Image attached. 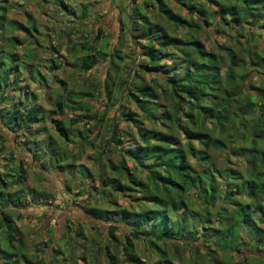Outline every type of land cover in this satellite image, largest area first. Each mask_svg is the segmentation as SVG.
Here are the masks:
<instances>
[{
    "label": "trees",
    "instance_id": "1",
    "mask_svg": "<svg viewBox=\"0 0 264 264\" xmlns=\"http://www.w3.org/2000/svg\"><path fill=\"white\" fill-rule=\"evenodd\" d=\"M15 1L0 0V44L6 40L7 46H13L11 53L0 48V124L8 132L23 137V149L29 152V139L33 140L30 143L34 148H39L43 139L38 137L42 129L34 131L32 126H38L46 112L51 117L72 104L84 111L81 116L88 121H93L95 115L89 114L88 103L76 102V98L84 95L91 97V92L71 93L64 101L65 89L53 91L50 110L43 111L35 103L36 92L28 90L29 84L20 85L24 82L23 75L25 81L41 90L43 98L53 74L44 75L40 69L37 78L27 77L33 64L42 66L36 60L37 42L29 26L36 34L39 31L28 14L26 25L6 18ZM53 1L67 8L62 0ZM167 1L131 0L134 6L129 20L130 35L135 39L133 44L140 46L139 55L143 58L130 75L119 79L113 58L120 56L114 49L101 89L112 107H115V102L111 103L112 94H118L120 104L116 107L118 115L108 118L104 148L94 157L98 167L93 181L101 186L98 195L110 205L114 203V194L129 189L136 192L135 209L102 210L85 203L84 209L93 219L105 221L107 215H113L117 221L108 225L102 245H96L103 252L104 262H99L95 254L90 260L84 256L77 258L82 264H264V80L259 79V85L246 83L250 73L264 70V50L253 44L250 27L257 24L264 29V0H171L183 14L174 11ZM36 2L42 7L45 4ZM66 12L75 14L73 9ZM14 27L27 39L12 34L4 36ZM210 30L224 37L233 32L235 37L231 38V44L216 42L207 48L204 40ZM100 32L98 29L91 42L76 43L69 37V31L66 33V50H81L78 69L84 72L94 68L96 56H102L97 49ZM16 48L32 51L27 63H23ZM54 48L53 45L52 51L56 52ZM48 62L51 72L57 66L52 59ZM93 91L100 90L93 87ZM122 102L132 104L134 109L129 111ZM75 118L70 119L71 125L78 122ZM52 120L58 134L72 143L71 125H65L61 119ZM97 121L103 122L104 117H98ZM121 122H126L125 129L119 128ZM130 126L137 132L135 143L130 142L134 136ZM85 141L84 144H90L87 138ZM111 151L117 154V159L112 161L108 155L103 159ZM54 154L60 156L58 151L48 148V155ZM12 157V153L7 157L10 164L14 162ZM60 157L67 156L63 153ZM230 157L241 163L240 169L232 165ZM215 159L220 160V165L215 164ZM57 166L62 172V166ZM4 167L0 172L2 187L18 186L25 178L21 170L14 177L11 169ZM77 172L78 182L83 184L89 172L81 164ZM29 191L36 194V199L44 194L33 188ZM4 204L13 208L29 206L18 200L13 202L9 196ZM118 223L129 228L121 239L114 235ZM0 229L17 253L12 220L1 206ZM141 240L154 252L153 259L136 254L135 244ZM167 242L186 247L192 253L191 259L184 261L175 247L166 246ZM113 243L120 255L110 252ZM75 247L72 243L67 252V259L74 264L76 261L70 254ZM0 253L4 255L0 256L2 261L11 256L1 250ZM10 258L6 264H18ZM21 258L23 264H45L40 259L31 260L23 255Z\"/></svg>",
    "mask_w": 264,
    "mask_h": 264
},
{
    "label": "rangeland",
    "instance_id": "2",
    "mask_svg": "<svg viewBox=\"0 0 264 264\" xmlns=\"http://www.w3.org/2000/svg\"><path fill=\"white\" fill-rule=\"evenodd\" d=\"M25 1H15L12 9L6 14V18L26 25V15L28 14L34 21L35 28L39 31L36 34L35 30L29 26L30 33L37 42L35 48L38 49L36 52L38 57L36 60L42 66L38 67L36 64H33L28 69L30 74H27V77L33 76L37 78L38 70L40 71L41 69V73L48 76L53 74L54 78L52 75L51 83L48 84L51 86L50 88L48 86L47 88L45 87V96L43 98L41 90L34 84H30L28 80L25 81L23 75L24 82L20 85H24L25 82L29 84L28 90L36 92L37 98L35 99V103L39 104L43 111L50 110L51 95L57 90H62V88L65 89V93L63 94L64 101L66 100V96L71 93L84 94L86 91L91 92V97L84 95V98L79 100L76 98V102L79 103L80 101V104L88 103L90 106L89 114L95 115V119L88 121V119L81 116L84 114V111L77 110L72 104L71 107H64L61 112L51 114V117L46 112L43 121L38 126H32V130L34 131L42 129V135L40 133L38 137L43 139H40L38 143L39 148H34L30 143L33 140L29 139V152L23 149V137L8 132L0 124V144L3 147V153L0 154V172L6 166L11 169L10 173L14 177L18 175L19 170L25 176L18 186L9 185L8 188H5L0 185V206L4 212L7 211L12 220L13 228L15 229V241L13 244L18 249L15 251L17 253L13 252L14 248L10 247L11 245L7 243L5 233L0 229V250L11 255L12 260L18 264H23L22 255L31 260H43L45 264L51 261L54 264H74L71 260L67 259L69 246L73 243L76 247L71 252L70 257L75 259L76 264H82V261L77 257L84 256L85 259L90 260L94 254L98 255V261L102 263L105 260L102 255L103 252L97 250L96 245H102L101 241H105L106 239L105 232L108 225L117 220H113L115 216L107 215L106 217L104 213L102 215L106 217L105 221L93 219L84 209L85 203L88 202V206L98 207L102 210L105 208H107L106 210L135 209L134 198L137 196L136 192L130 189L125 190L122 193L114 194V203L110 205L105 198L98 195L101 186H98L96 181H93V179H96L98 167L94 157L104 148L107 135L106 126L109 122L108 118L113 114L117 116L119 113V110L116 108L120 104L118 94L111 95V103L115 102V107H112V104H109V101L106 100L101 90L107 68L110 66V53L115 49L120 56V59L113 58L115 64L118 66L119 79L126 78L128 74L130 75L143 58V56L139 55L141 51L140 46L136 47L133 44L135 39L131 37L129 29V20L132 17L134 4H132L131 0H62L67 5V8L63 9L54 4L53 0H46L47 2L39 0L45 3L43 7L38 6L37 0ZM136 1L142 2L143 0ZM167 5L174 11H180L183 14L179 6L176 7L171 0L167 1ZM71 9L75 13L74 16L66 12V10ZM151 12H154L153 8L149 9V13ZM262 23L264 24V20ZM250 27L254 38L253 44L257 45L259 50H264V29L258 27L257 24ZM98 29L101 32L98 34L97 49L101 51L102 56H96L94 68L84 72L78 69L79 59L83 55L81 50L79 48L73 51L66 50V33L69 31V37L75 43L83 40L91 42ZM9 34L23 40L27 39V36L15 27L4 36L7 37ZM208 34V37L204 40L207 48L216 42L223 44L228 41L231 44V38L235 37L233 32L228 33V35L225 34V37L211 30ZM241 34L244 35V32L241 31ZM176 36H178L177 33ZM57 42L60 44L58 47L55 45ZM53 45L56 52L52 51ZM0 48L5 53H11L13 46H7V41L4 40V44H0ZM16 50L20 58L23 59V63H27L32 51L21 48H16ZM50 59L57 66L51 72L48 62ZM20 69L23 70V66ZM177 73H180L179 65L177 66ZM259 79L264 80V70L259 74L256 72L250 73L246 79V83L250 81L253 85H259ZM58 80L62 81L63 85ZM93 87H97L100 91L96 93L93 91ZM114 92H118V89H115ZM122 103L129 111L134 109L132 104ZM112 108H115V110ZM100 116L104 117V121L99 123L97 118ZM75 117H77L78 122L75 125H71L73 122H70V119H76ZM50 118H53V120L61 119L65 125H71L70 127H72L71 129L74 133L72 135V143L67 142L58 134L53 125L55 123H51ZM126 126V122L119 123L120 129H125ZM44 127L46 131H44ZM78 130L80 131L79 134L77 133ZM130 131L134 135L130 139V142L135 143L138 141L137 132L132 127ZM85 138L90 140V144L83 143V141L86 142ZM37 141L35 139V142ZM52 144H54V147H52ZM48 148L54 149L55 152L58 151L60 156L64 153L67 157L61 158L58 154L50 157L48 155ZM11 153L13 155L11 159L14 161L12 164L9 163L10 160L7 162V157ZM32 155H35V157ZM73 155H76L75 158H72ZM107 155L110 156L112 161L117 159V154L114 151L106 153L103 159ZM126 161L130 166L128 158H126ZM230 162L235 168H241V163L234 157H230ZM58 164L62 166V172L58 169ZM79 164L84 165L89 172V175H85L83 184L78 182L79 175L77 174V169ZM215 164L220 165V160L215 159ZM30 188L38 192L42 191L44 194L37 196L38 198L36 199V194H32L29 191ZM18 190L21 193L15 192ZM8 196L13 202H17L18 200L21 203H27L29 206L26 208H22L21 206H19L20 208H13L10 205H5L4 200ZM117 226L118 230L115 231L114 235L121 239L120 236L126 234L129 228L120 223ZM197 236L199 237V235ZM146 244L144 240L137 241L135 244L136 254L140 257L144 255L148 259H153L155 254L150 249H147ZM166 246L170 249L171 247H175L176 253H181L184 261H189L192 257V253L180 244L167 242ZM116 248V244L113 243L110 252L120 255L119 248ZM200 254L203 255L202 250ZM0 256L4 255L0 253ZM10 257H6L4 260H10ZM53 257L57 258V260L53 261L55 259ZM63 259L67 260L62 261ZM5 261H2L0 258V264H6ZM249 264L257 263L249 262Z\"/></svg>",
    "mask_w": 264,
    "mask_h": 264
}]
</instances>
